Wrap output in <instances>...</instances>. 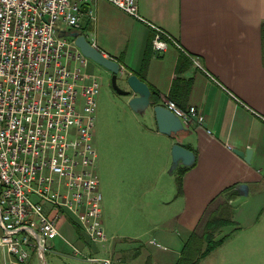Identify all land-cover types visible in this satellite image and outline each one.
Instances as JSON below:
<instances>
[{
    "label": "crops",
    "instance_id": "obj_1",
    "mask_svg": "<svg viewBox=\"0 0 264 264\" xmlns=\"http://www.w3.org/2000/svg\"><path fill=\"white\" fill-rule=\"evenodd\" d=\"M87 8L92 16L83 12L81 19L93 20V44L146 82L151 105L164 99L182 108L192 104L205 124L190 120L184 130L165 133L150 107L132 110V159L129 165L121 158L120 169L96 141L100 224L108 239L119 230L107 221L119 217L121 193L132 192V203L126 201L130 206L122 210L132 220V239L109 242L105 258L111 264H176L204 214L227 201L232 228L192 264H264V227L252 211L243 214L237 208L238 200L257 194L264 182V0H136L139 17L109 0H91ZM149 22L173 41L154 49ZM79 29L82 33L83 24ZM97 116L94 110L93 119ZM174 143L194 155L180 175L179 192L176 178L184 166L168 171ZM232 149H249V161ZM127 240L132 250L122 251L118 245ZM197 243L193 257L204 249Z\"/></svg>",
    "mask_w": 264,
    "mask_h": 264
},
{
    "label": "built area",
    "instance_id": "obj_2",
    "mask_svg": "<svg viewBox=\"0 0 264 264\" xmlns=\"http://www.w3.org/2000/svg\"><path fill=\"white\" fill-rule=\"evenodd\" d=\"M89 1L0 0V264H27L30 256L43 262L60 235L62 212L89 241H105L91 146L97 82L82 71L86 57L63 33L79 32L82 15L92 16ZM109 1L139 17L136 0ZM149 24L152 47L163 49L171 37ZM163 105L184 124L192 116L202 120L193 105L183 109L172 99Z\"/></svg>",
    "mask_w": 264,
    "mask_h": 264
},
{
    "label": "rangeland",
    "instance_id": "obj_3",
    "mask_svg": "<svg viewBox=\"0 0 264 264\" xmlns=\"http://www.w3.org/2000/svg\"><path fill=\"white\" fill-rule=\"evenodd\" d=\"M85 20L86 19L80 20V23L83 24L82 33L88 41L94 43V32L96 27L93 26V20H89L88 24L84 22ZM79 30L81 31V29ZM64 36L67 40H70L72 37L67 32H65ZM82 71L88 75L94 76L97 82V86L94 88V110L99 116L93 119L94 127H92L95 132L91 134L92 148L94 149L96 146V141L101 144L104 151L108 154L112 164L117 162L115 166L117 169L123 167L120 162L121 158L124 159V162L126 161L130 165L132 159V109L127 104V94L117 92L111 86L110 72L88 57H86L85 63L82 66ZM116 83L118 86L124 87V84L119 78L116 79ZM186 107H183V109ZM194 107L196 108V111L202 115V120L198 121L195 116H192L190 120H195L197 123L201 124L204 120L203 114L196 106ZM182 124L185 126L184 123ZM121 198H123V200H121L122 206L119 211V217L107 221L109 226L110 224L111 226L114 225V227L119 228V230L115 232V235L113 236L114 240L108 239L104 234L106 238L104 243H91L87 236L84 237V234L83 236H78V233L75 232L73 227L74 225L71 223V216L62 212V215L56 221V228L59 230L58 233L60 235H57L54 239L50 240V248L46 249L44 252L45 264H86L87 262L83 257H95L97 259L105 258V256H107L106 251L108 244L109 242H112V240L117 242L123 240V238L132 239V235H129L132 234V220L126 219V216L124 217L122 214L124 207L130 206V203L125 204L126 201H131L132 203V192L128 197H126L124 193H121ZM243 199L244 202H240ZM45 207L46 205L43 206V209H45ZM237 208L238 211H241L243 214H245V212L249 214L250 212L248 211H252L254 218H257L260 225L264 227V182L259 188L257 194L255 193L253 196L238 200ZM231 228V224L222 227L214 233L213 239L216 240L221 237L222 234L228 232ZM147 238L148 237H143V239ZM193 244L197 247V240ZM159 245L164 246L162 244ZM118 246L123 249L122 251H128L129 249L132 250V242L129 240L124 241L122 245ZM73 248L77 250L74 255L72 254ZM167 248L169 249V247ZM122 255L127 257V252L122 253ZM27 264L43 263L41 261L39 262L35 257L30 256Z\"/></svg>",
    "mask_w": 264,
    "mask_h": 264
},
{
    "label": "water",
    "instance_id": "obj_4",
    "mask_svg": "<svg viewBox=\"0 0 264 264\" xmlns=\"http://www.w3.org/2000/svg\"><path fill=\"white\" fill-rule=\"evenodd\" d=\"M85 6V4L81 5V9L84 10ZM68 34L72 36L74 45L77 46L78 50L85 57L90 58L110 72L111 86L117 92L127 94V96H129L127 99V104L132 110L142 113L150 107L156 126L161 132L170 133L185 129V126L182 124L180 118L175 115L172 110L160 103L151 105L148 85L145 81L138 78L134 72H124L120 64L114 58L104 54L99 48L90 43L86 37L77 30L69 31ZM117 78L121 80V82L124 84V87L117 85ZM201 126H205L204 122L201 123ZM232 152L238 156H241L245 162L249 161V149H245L244 151L232 149ZM170 153L171 163L168 169L169 172L177 166L188 167L194 160L192 151L183 147L179 143H174L172 145Z\"/></svg>",
    "mask_w": 264,
    "mask_h": 264
},
{
    "label": "trees",
    "instance_id": "obj_5",
    "mask_svg": "<svg viewBox=\"0 0 264 264\" xmlns=\"http://www.w3.org/2000/svg\"><path fill=\"white\" fill-rule=\"evenodd\" d=\"M186 168L187 167H183L178 171L176 178L178 192L180 191V175ZM229 224L232 225L233 221L230 218V205L226 201L220 205H217V207L212 212L204 214L202 219H200L196 230L191 231L188 238L183 242L176 264H192L199 257L222 242L225 235H222L216 240L213 239V235L219 229ZM195 240H200V242L203 241L204 249L201 250L195 257H193L191 248Z\"/></svg>",
    "mask_w": 264,
    "mask_h": 264
},
{
    "label": "flooded vegetation",
    "instance_id": "obj_6",
    "mask_svg": "<svg viewBox=\"0 0 264 264\" xmlns=\"http://www.w3.org/2000/svg\"><path fill=\"white\" fill-rule=\"evenodd\" d=\"M69 29H71V28H69ZM84 35V34H83ZM85 36V35H84Z\"/></svg>",
    "mask_w": 264,
    "mask_h": 264
}]
</instances>
